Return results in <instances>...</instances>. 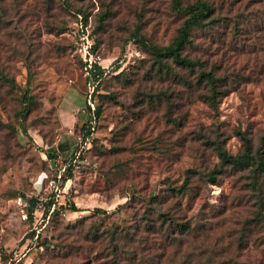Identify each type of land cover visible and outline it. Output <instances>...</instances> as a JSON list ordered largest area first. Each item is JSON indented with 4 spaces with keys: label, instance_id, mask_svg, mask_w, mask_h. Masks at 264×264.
I'll return each instance as SVG.
<instances>
[{
    "label": "rangeland",
    "instance_id": "374dc122",
    "mask_svg": "<svg viewBox=\"0 0 264 264\" xmlns=\"http://www.w3.org/2000/svg\"><path fill=\"white\" fill-rule=\"evenodd\" d=\"M215 2L228 27H195L183 49L225 81L212 108L198 69L157 67L143 45L174 35L170 0H0L1 264H264V191L248 170L204 177L213 139L235 153L241 130L264 152V0ZM66 91L81 119L56 148ZM62 168L22 219L16 196L27 208Z\"/></svg>",
    "mask_w": 264,
    "mask_h": 264
},
{
    "label": "trees",
    "instance_id": "16d2710c",
    "mask_svg": "<svg viewBox=\"0 0 264 264\" xmlns=\"http://www.w3.org/2000/svg\"><path fill=\"white\" fill-rule=\"evenodd\" d=\"M170 5L174 10L184 13V17L176 28L172 38L164 45H153L142 41L143 45L153 57L155 63L158 64L157 67L162 66L165 63L164 59H166L176 66L188 70L198 69L196 89L200 90L199 95L201 99L214 108L218 99L226 94L227 88L225 87L224 79L213 73V65L206 69L203 60L198 57L187 56L183 53V49L192 43L191 30L193 28H200L205 25L210 28H216V25L221 20V25L225 29L232 18L217 13L219 12V8L222 7V2L217 5L215 0H192L185 3H182L181 0H170ZM215 30L217 31V28ZM162 61L164 62L162 63ZM3 78L7 79L6 77ZM236 134L240 140V149L235 153H231L225 149L223 139H213L211 141L214 153L218 159V165L206 171L204 177L209 182H212L215 179V175L225 168L235 171L248 170L251 173L252 188L256 191V197L259 199L260 193L264 191L263 148L260 146L254 147L252 140L244 131L236 130ZM70 175V171H66L65 177H69ZM263 220L264 215L258 210L255 211L251 220L252 223L258 224ZM248 222L247 225H249ZM179 227L180 229L185 228L184 224H179ZM255 262L257 264L262 263L260 260Z\"/></svg>",
    "mask_w": 264,
    "mask_h": 264
},
{
    "label": "built area",
    "instance_id": "2783aa9c",
    "mask_svg": "<svg viewBox=\"0 0 264 264\" xmlns=\"http://www.w3.org/2000/svg\"><path fill=\"white\" fill-rule=\"evenodd\" d=\"M91 117H93L92 113H91ZM92 121L93 119L90 118L89 123H92ZM73 161L75 160L73 159ZM62 170L63 168L57 169L55 174H53L47 179V182L43 190L39 189L34 194H29L27 196L28 197L27 200L30 202V205L27 208H25L26 202L24 198H22L20 195L16 196L15 203L19 206L20 217L22 219H25L27 216H30V215L34 216V213L36 211H39L40 213H42L43 203L47 200V198H49V195H48L49 193H51L50 198L56 199L60 191H62L63 189V182L65 181L66 178H68V177H65L66 172L62 173ZM50 206L51 207L53 206L52 200L50 202ZM2 255H3V252L0 248V264L2 262Z\"/></svg>",
    "mask_w": 264,
    "mask_h": 264
},
{
    "label": "crops",
    "instance_id": "0c3cea01",
    "mask_svg": "<svg viewBox=\"0 0 264 264\" xmlns=\"http://www.w3.org/2000/svg\"><path fill=\"white\" fill-rule=\"evenodd\" d=\"M66 92L67 93L59 98L55 106L56 117L60 129V134L55 140L56 148L64 143V141L68 138L67 135L70 132H73L75 124L81 119V114L78 112L80 108L78 105V97L74 95L72 91ZM59 118L63 121L62 124H66L69 119L70 126H67L66 128L62 127L64 125L60 123L61 121Z\"/></svg>",
    "mask_w": 264,
    "mask_h": 264
}]
</instances>
